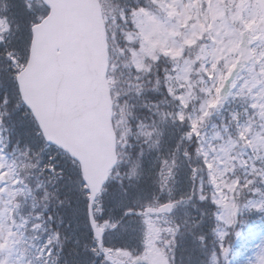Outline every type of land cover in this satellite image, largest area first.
<instances>
[{"label":"snow or ice","instance_id":"1","mask_svg":"<svg viewBox=\"0 0 264 264\" xmlns=\"http://www.w3.org/2000/svg\"><path fill=\"white\" fill-rule=\"evenodd\" d=\"M196 6L197 0H117L118 27L109 38L122 50L121 59L130 55L129 47L139 50L143 43L150 49L159 39L161 48L146 60L153 67L147 76L136 72L135 79L158 83L160 90L149 87L123 98L132 100L128 133L117 134L116 159L102 180L87 176L77 157L48 138L24 98L36 28L48 19L51 5L42 10L32 0H6L0 6V264H177L178 253L182 264L185 254L189 264H208L209 256L212 264H241L238 257L243 264H264V181L244 194L245 206L250 201L259 206L229 219L207 173L198 171L206 168L204 161L193 159L199 135L180 115L179 91L173 94L160 83L176 73L166 49L181 46L185 14ZM199 7L208 9L204 0ZM243 19L244 40H236L234 29L229 38L225 27L231 25L217 20L197 43L209 53L223 48L236 61L225 87L249 95L240 122L253 130L251 137L264 134V123H256L258 106L264 107V22L249 32ZM67 47L62 40L52 43L54 66L63 63ZM208 63L216 67L213 59ZM161 100L171 113L163 122ZM146 122L154 131L142 134ZM244 215L261 223L246 224ZM157 251L159 258L153 259Z\"/></svg>","mask_w":264,"mask_h":264},{"label":"water","instance_id":"2","mask_svg":"<svg viewBox=\"0 0 264 264\" xmlns=\"http://www.w3.org/2000/svg\"><path fill=\"white\" fill-rule=\"evenodd\" d=\"M51 13L36 28L32 59L23 78L24 98L49 139L77 157L85 174L102 180L116 159L109 46L99 0H42ZM264 22V0H256ZM67 42L54 66L50 48ZM159 258V255L153 259Z\"/></svg>","mask_w":264,"mask_h":264},{"label":"trees","instance_id":"3","mask_svg":"<svg viewBox=\"0 0 264 264\" xmlns=\"http://www.w3.org/2000/svg\"><path fill=\"white\" fill-rule=\"evenodd\" d=\"M103 7V14L107 28L108 34V43H109V52H110V66L108 72V79L111 87L113 102H114V115H113V123L116 130V133H120L121 136L126 135L128 133V120L131 119V114L133 109L131 107L132 100L123 99L126 96H132L135 98L137 93H147L149 87L159 91L160 84L153 83L151 85L140 81L139 83L135 79V73L139 72L141 76H147L148 70L150 67H153L150 63H146V60L149 56H154L155 53L161 48V44L159 39H153L152 47L146 48L142 43L140 49L137 50L135 48H128V52L130 55L125 56L124 59H121L122 50H119L115 44L114 39L109 38V34L115 36L117 30V21L114 16V10L117 7V0H100ZM6 0H0V6H2ZM33 5L35 6L37 3L41 6L43 10V3L41 0H33ZM232 0H209L208 11L211 12L214 6L216 8L223 10V17H221L220 21H227L229 25H231V29L226 28L225 25H221V27H225V31L228 32L229 38H232L234 33L232 29L235 30V38L239 40L241 38V23L239 16L243 13H233L234 15L230 16V12L228 7L231 5ZM254 7V6H253ZM205 12V11H204ZM202 12V13H204ZM236 12V10H235ZM209 20V19H207ZM208 22L204 19L202 31L203 34L209 32L210 28L208 26ZM187 25V22L185 23ZM157 34L156 31L153 32L155 36ZM195 34V33H194ZM202 33L194 35V43L190 44V47H183V51L180 55H175L166 50V55L171 56L172 59L168 61L169 64L176 65V73L175 75H169L166 81H161L160 83H167L170 91L175 94L179 91V100L181 105L180 115L186 119V122L191 123L192 116H194L196 122L201 127L200 131L207 126L209 123H216L217 126L221 129L225 138H231L237 143L239 149L243 148L246 150V158L242 165L237 167L235 171V175L231 176L227 173V178L223 183V189L227 192V201L232 200L239 208L238 213H243L245 211H250L251 208L258 207L254 201H250L248 206L243 204L244 194L252 191L251 185L257 181H264V136L261 141H257L254 139L255 151H250L247 147L240 144V138L238 136V132L235 128V120L232 116V110L238 109L237 104H233L232 109H226L222 107L220 112L217 113L218 109L214 107L208 108L207 111H204V105L206 102L205 99V82L206 80V72L205 67L203 66L202 61L205 62L204 59L207 54L204 52L201 54V58L199 56L198 43L197 41L200 39ZM180 37L183 38V33H180ZM183 46V43L181 44ZM185 49L188 50V55L185 57L184 52ZM223 49V48H222ZM222 51V50H221ZM216 54L217 51L214 50ZM197 56L199 59H197ZM220 59V58H219ZM189 62V65L186 69L187 72V80H181L177 78L178 70L183 66L184 63ZM221 63V62H219ZM119 68V71L117 70ZM135 69V71H134ZM183 96L185 99H183ZM149 99L156 98L152 94H148ZM143 99V97L141 98ZM139 102V101H137ZM168 102L165 100L160 101L159 115L161 118V122H163L169 115H171L168 107ZM173 109L175 108V103L172 102ZM238 111V110H237ZM235 114H237L235 112ZM235 118L236 115H235ZM203 119V122H201ZM148 131H154L148 122L145 123V126L141 129V133H145ZM155 136H153V140H155ZM118 143L120 141L118 140ZM122 159H127V154H120ZM193 159H201L204 161V156L202 154L200 144L196 150V154ZM205 163V161H204ZM206 165V164H205ZM198 171H205L208 175V182L214 184L212 180L208 167L199 168ZM215 186V185H214ZM234 197L236 199H234ZM260 199L264 201V196H261ZM218 204H220L217 201ZM221 205V204H220ZM222 210V205H221ZM189 211L194 212L193 208H189ZM237 215L234 219L237 218ZM190 219V217H189ZM244 223H253L259 225L261 220L256 217L253 218L249 215H244L241 217ZM223 226V225H222ZM251 247V245H250ZM241 260V264H243V258L238 257ZM177 264H182L181 255L177 254ZM183 264H189L187 255L183 256ZM208 264H212L211 256L208 257Z\"/></svg>","mask_w":264,"mask_h":264},{"label":"rangeland","instance_id":"4","mask_svg":"<svg viewBox=\"0 0 264 264\" xmlns=\"http://www.w3.org/2000/svg\"><path fill=\"white\" fill-rule=\"evenodd\" d=\"M208 0H206L207 2ZM251 6V0H233L232 5L228 7L229 11L240 13L243 11L249 12V7ZM239 9V11H238ZM223 10H220L214 6L211 12L208 9L202 13L199 7V0H197V6L194 11L191 13H186L183 24L186 27V31L183 32L182 43L180 47H171L168 50L172 54L180 55L183 51V47H190L191 43H194V35L200 34L202 31V23L204 19L208 22V26L210 28L209 32L213 31L216 27L214 21L220 20L223 17ZM230 16L234 15L233 13H229ZM147 15V14H146ZM171 15H176L175 10L171 13ZM232 17V16H231ZM260 17V13H255V15H251L250 18L246 19V16L243 20V29L249 32L255 31L257 29L256 25L258 19ZM147 19L152 20L153 18L147 17ZM191 19H196L197 23L194 25H189L188 21ZM209 19V20H207ZM187 22V25L185 24ZM155 31L159 32V26L155 29ZM196 32L195 34H193ZM190 33V34H188ZM180 35V34H179ZM153 42V40H152ZM239 45L234 44V47L239 49ZM197 51L199 52V56L201 58L202 53H206L207 56L205 62L202 61L203 66L205 67L206 72V80L205 82V99L206 104L204 110L207 111L208 107H214L218 109L217 113L220 112L222 107L226 109H232L233 104H237L238 109L232 110V116L235 122V128L238 132V136L240 138L239 143L247 147L250 151H254L257 147H255L254 139L257 141H261L264 134H260L259 132H255L254 135L250 137L249 133L252 132V129H245L240 122L241 117L246 115L243 112V108L241 107L242 103L249 99V95L246 92L237 93L235 90V86H231L229 88L225 87L226 83H230L229 76H231V72L236 69V61L232 59L229 52H222L221 57H213L212 52L209 53L206 48L198 46ZM209 58L213 59L216 67L213 68L211 64L208 63ZM222 58V59H219ZM197 59L199 57L197 56ZM218 62H221L219 64ZM189 65V62L183 64V66L178 70L177 78L181 80H187V72L186 69ZM227 67L230 70L225 72L223 69ZM183 99L185 97L183 96ZM217 106V107H215ZM222 106V107H221ZM238 110V111H237ZM235 112L237 114H235ZM235 115L237 118H235ZM191 125L193 130L197 132L199 135V144L204 156V161L206 166L208 167L209 174L214 181V185L217 189L219 199L218 202L222 205V211L227 210L225 215L229 219H233L237 215V211L239 210L238 206L232 201H227V192L223 189V183L226 179L227 173L229 170H232V174L235 172V168L242 164L244 161L245 150L243 148L239 149L237 143L231 138H225L221 129L218 128L217 124L212 122L205 126L202 131L199 130L201 127L197 124L194 116L191 117ZM203 122V119H201ZM256 123H264V107L258 106V111L256 113ZM257 204V203H256ZM259 243V241H257ZM157 252H154L155 255Z\"/></svg>","mask_w":264,"mask_h":264}]
</instances>
